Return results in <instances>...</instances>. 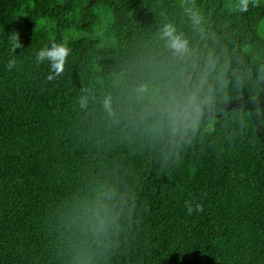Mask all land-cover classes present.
<instances>
[{"label": "trees", "instance_id": "1", "mask_svg": "<svg viewBox=\"0 0 264 264\" xmlns=\"http://www.w3.org/2000/svg\"><path fill=\"white\" fill-rule=\"evenodd\" d=\"M238 5L0 0V264H264V0Z\"/></svg>", "mask_w": 264, "mask_h": 264}, {"label": "clouds", "instance_id": "2", "mask_svg": "<svg viewBox=\"0 0 264 264\" xmlns=\"http://www.w3.org/2000/svg\"><path fill=\"white\" fill-rule=\"evenodd\" d=\"M249 0H239V5L234 9L239 12H246L248 10ZM253 4H256V0H253ZM193 20L196 23H199V20L193 16ZM176 29L173 27L171 23H167L162 28V34L164 37L168 39L169 46L174 49L177 53H184L187 50V42L181 39L180 36L176 35ZM13 43L15 47H22L19 43L18 35L13 37ZM71 49L67 46L66 42H51V46H44L36 53V63H42L44 61H48L50 65V73L48 75L49 80H54L57 77L61 76L64 70V66L66 60L70 54ZM16 64L14 59L9 60L6 64L8 69H12ZM108 101L105 102V105L108 106ZM197 107V97L193 94L187 98V101L183 108L176 104L177 112L179 115L181 112H189L194 111ZM186 214L191 215L193 211L201 212L203 211V207L200 203H195L193 207L192 201H185Z\"/></svg>", "mask_w": 264, "mask_h": 264}]
</instances>
